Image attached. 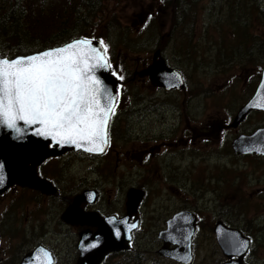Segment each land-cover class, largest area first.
<instances>
[{"label":"rangeland","instance_id":"1","mask_svg":"<svg viewBox=\"0 0 264 264\" xmlns=\"http://www.w3.org/2000/svg\"><path fill=\"white\" fill-rule=\"evenodd\" d=\"M166 1H83L88 20L67 41L77 36L103 40L116 72L126 73L113 121L122 137L112 134L104 155L64 152L48 162L52 163L49 175L66 197L95 188L100 195L92 208L101 214L122 215L127 189H144L145 197L134 213L139 227L132 245L111 253L103 264H181L156 254L161 244L156 235L173 212L184 208L199 219L189 264H218L226 259L213 234L217 220L241 227L252 239L247 263L264 264V158L235 155L230 146L237 133L263 125V114L252 111L238 125V132L233 134L235 129L230 127L237 109L253 93L263 61L251 66L230 62V25L220 19L230 9L222 7L224 0L198 4L191 42L181 33L186 21L177 23L178 5L172 10L163 5ZM259 1L260 9L264 8V0ZM250 6L243 4L247 11ZM259 19L264 21V16L256 17L250 26L246 19L240 24L249 28ZM156 48L184 76L182 90L150 87L137 75L133 79L132 72L147 65ZM192 127L205 132L194 134ZM37 200L41 214L30 217L25 226L23 243L29 247H14L10 238L8 254L18 256L17 264L25 250L42 241L57 252L60 264H74L76 254L70 247L76 246L77 232L60 219L64 201L59 199L53 206L44 197ZM47 211L55 221L48 219ZM17 219L25 222L22 213Z\"/></svg>","mask_w":264,"mask_h":264},{"label":"water","instance_id":"2","mask_svg":"<svg viewBox=\"0 0 264 264\" xmlns=\"http://www.w3.org/2000/svg\"><path fill=\"white\" fill-rule=\"evenodd\" d=\"M85 39L77 37L63 44L45 48L26 55H16L17 57H27L42 53L50 49L64 47L73 41ZM92 46L99 49V41L90 39ZM99 51H103L99 49ZM89 57L88 63L93 64L92 53L85 50ZM5 57V56H0ZM138 76H148L149 80L165 89H181L184 87V80L179 71L166 64L161 57L159 48L155 49L152 55V62L141 70L135 71ZM94 75L99 77L104 86L111 89L113 95H117L118 80L111 74L110 69L97 68ZM264 65L262 67L260 80L255 87L251 97L248 98L236 111L230 123L231 127H236L245 116L253 110H264ZM17 127L21 129L19 133L15 129L0 123V176L3 182L0 183V192L13 183L29 184L44 192L55 193L54 187L46 180L38 177L33 180L26 179L28 165H35L43 162L46 158L60 155L67 151H82L91 154H101L102 152H89L86 150L91 145L81 142L77 147L71 143L58 142L50 136L37 134L38 125H25L23 121H17ZM50 145L52 147H50ZM231 147L235 154H264V126L257 128L251 133H241L231 141ZM106 148V147H105ZM144 190L138 187H129L126 192V213L117 217L115 215L102 216L96 211H84L80 207L82 202H94L97 193L94 190H83L72 200H68V206L60 215V218L68 224L93 226L95 229L85 228L78 234L77 248L79 255L76 264H101L105 256L109 253L126 250L129 248L131 234L138 227L139 219L130 221L131 214L137 211L143 196ZM197 216L188 209H180L174 212L165 221V227L157 233V238L161 241L156 254L170 258L182 264H189L191 255V238L196 230ZM135 224L137 227L130 228ZM119 230V235H117ZM213 233L217 245L222 253L229 260L221 264H248L244 257L249 250L251 239L244 235L238 228L228 226L223 221L218 220ZM247 242V248H240V245ZM92 245H95L93 247ZM45 253L48 255L46 256ZM50 252L44 247H36L27 253L19 264H51Z\"/></svg>","mask_w":264,"mask_h":264},{"label":"snow or ice","instance_id":"3","mask_svg":"<svg viewBox=\"0 0 264 264\" xmlns=\"http://www.w3.org/2000/svg\"><path fill=\"white\" fill-rule=\"evenodd\" d=\"M99 49L90 39H80L27 57H0V123L17 133L21 131L17 121L38 125L39 135L77 147L86 142L91 145L87 151L103 152L109 143L108 125L115 115L118 94L113 95L94 75L97 68L112 67L103 40ZM85 50L92 53L95 63H88ZM240 248H247V242Z\"/></svg>","mask_w":264,"mask_h":264},{"label":"trees","instance_id":"4","mask_svg":"<svg viewBox=\"0 0 264 264\" xmlns=\"http://www.w3.org/2000/svg\"><path fill=\"white\" fill-rule=\"evenodd\" d=\"M83 1L0 0V54H26L67 41L76 35L88 20L89 11L84 9L86 5ZM161 1L158 0L159 3ZM203 1L167 0L163 4L169 5L172 10L178 5L176 20L178 24L186 21L181 33L189 42L194 35L195 26L192 28V25L195 22L198 4ZM232 1L233 6H230L228 0L223 1L222 7H230V9L227 10L226 15L224 14L225 18H220L227 26L230 25V36L233 38L230 62L243 61L250 66L256 60L264 63V21L259 19L258 25L254 24L249 28L245 24H240L246 19L250 26L251 21L256 17L264 16V8L260 9L261 1L230 0ZM245 2L251 4L248 11L243 8ZM114 117L115 115L111 117L109 135L111 137V134H116L122 137L119 126H114Z\"/></svg>","mask_w":264,"mask_h":264},{"label":"flooded vegetation","instance_id":"5","mask_svg":"<svg viewBox=\"0 0 264 264\" xmlns=\"http://www.w3.org/2000/svg\"><path fill=\"white\" fill-rule=\"evenodd\" d=\"M117 75H119V74H117ZM121 75H125V74L123 73ZM133 79H136V76H133ZM139 79L146 81L147 84H149L148 86H150V87H152V86L156 87L155 84H153V83L150 84L148 77H139ZM121 86H122V83H120L118 86L119 93L123 91V86H122V89L119 90V88ZM260 113L263 114V116H264V111H260ZM262 123H263L262 126H264V119H263ZM234 129L235 130H233V134L235 131L238 132V130H237L238 128H234ZM192 130L193 131H191V132L194 134H199V133L205 132L204 130L202 131L201 129L193 128V127H192ZM188 132H189V130H188ZM107 151L108 150L106 149V151L102 155H104ZM88 155L93 156V157L98 156V155H91V154H88ZM254 156H257V155H254ZM257 157L264 158V154L259 155ZM55 158H58V156L48 157L43 162H41L39 164H35L32 166L28 165V168L26 171V179L27 180H33L36 177H38L40 179H44V180L48 181L54 187L55 193L44 192L47 190V188H45V190H41L37 187L30 186L29 184H21V183H13V184L9 185L5 190L0 192V247H4L3 250L0 249V264H6V261H8L9 264H15V262L18 259V256H12L11 257V255L8 254L10 252V247H8V245L12 244L10 238H12L14 241V247H29L28 245H25L27 242H25V244L23 243V241L26 238L25 226H26L30 217H36L37 215L41 214L38 207L35 206V205H39L38 204L39 200H37L38 198L44 197L45 199H49L50 203L53 206H57L59 199H61L64 201L65 208H66L69 204L68 200H72L75 195L83 192V191L77 192L70 197H66L65 195L59 193L58 186H57L53 176L49 175V174H52V171L50 169L51 168L50 166L52 165V163L50 162V164L48 165V162L50 160L55 159ZM89 189H93L96 191L97 198L94 202H82L80 204V207L82 208V210H84V211H96L102 216L109 215V214L121 216V214H118V213L101 214L97 209H93L92 206L95 205V202L98 200L100 193H98V191L95 188H89ZM29 198H31V201L28 204V206H26V201ZM6 199H8V200L6 202H4ZM21 213L24 215V219H25V222L22 224L17 219L19 214H21ZM46 215L48 216V219H50L52 222L55 221L54 219H52L50 217V215L48 214V211L46 212ZM133 216H134V214H132L131 217H133ZM134 218H138V217H134ZM197 220H199L198 217H197ZM197 223H198V221H197ZM65 224L67 226H71V227L75 228V230L77 232V240H78V234L81 230H83L85 228H88L90 230L95 229L93 226L73 225V224H68V223H65ZM48 225L51 226L49 221H48ZM134 233L132 234L130 245H132V239H133ZM36 247H44L50 252V255L52 258L51 264H60L57 252H55L53 250V247L51 245L44 243L42 241L36 242L35 244H33L30 247V249L25 250L20 255L19 261L17 262V264L20 263L22 258L27 253L31 252ZM70 248L76 254L74 257V264H76V261H77L78 255H79V251L77 248V241H76V246L70 247ZM5 253H6V255H5ZM110 254L111 253H109L108 255L105 256L103 262L106 260V258H108V256ZM66 258H68L69 261H72V258H71V255L69 254V252H67ZM103 262L101 264H103Z\"/></svg>","mask_w":264,"mask_h":264}]
</instances>
